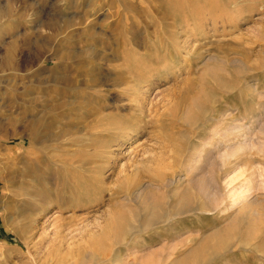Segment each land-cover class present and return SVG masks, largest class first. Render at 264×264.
<instances>
[{"label":"rangeland","instance_id":"374dc122","mask_svg":"<svg viewBox=\"0 0 264 264\" xmlns=\"http://www.w3.org/2000/svg\"><path fill=\"white\" fill-rule=\"evenodd\" d=\"M128 38L137 55L109 51ZM96 47L110 57L89 59ZM136 60L152 123L106 147L99 119L137 112L133 91L84 83ZM194 93L186 124L177 101ZM96 101L106 107L92 115L84 105ZM200 179L207 197L175 214ZM114 202L134 230L96 249ZM0 264H264V0H0Z\"/></svg>","mask_w":264,"mask_h":264},{"label":"bare ground","instance_id":"6f19581e","mask_svg":"<svg viewBox=\"0 0 264 264\" xmlns=\"http://www.w3.org/2000/svg\"><path fill=\"white\" fill-rule=\"evenodd\" d=\"M178 9V8H177ZM210 20V19H209ZM211 22L213 21V20H210ZM69 24V23H68ZM122 34V33H121ZM121 37V36H120ZM142 40V39H141ZM125 41V40H124ZM123 41V42H124ZM126 42H127V40H126ZM126 42H124L123 44L125 45V44H128V48H123L122 46L123 45H121V47H118V45H116L114 48H111V49H109V51L111 52V53H119V54H122V56H123V53H124V56L123 57H126L127 59H130L131 58V56H134V55H137L138 54V50L136 49V48H138L139 47V44L140 43H138V40L137 39H130V38H128V43H126ZM10 45H14L13 43L12 44H10ZM9 45V46H10ZM120 45V44H119ZM135 46V47H132V46ZM142 45V44H141ZM15 46V45H14ZM95 48V47H94ZM122 48V49H121ZM141 48V47H140ZM39 49V48H38ZM121 50V51H120ZM125 50V51H124ZM101 50L100 49H98L97 47H96V49H93V50H88L87 51V57L90 59L91 58V60H92V57H97V58H99L100 60L102 59V60H107L108 59V57H110L109 55H107L106 53H107V51H106V53H103V52H100ZM72 52V51H71ZM71 52H69L70 54H68V56H66L67 58H66V60H71V59H74L75 57H78V56H75L74 54H72ZM68 53V52H67ZM39 56H40V54H39ZM14 51H13V48L12 47H9L8 49H7V51L5 52V54H4V57H3V59H2V63L3 64H5L6 65V67L8 66H10V64L12 63V61L14 60ZM82 57H84V56H82ZM79 58V57H78ZM93 58V59H94ZM13 59V60H12ZM34 60V59H33ZM38 60V59H37ZM142 60V59H141ZM137 61V62H136ZM135 62H136V64L135 65H133L129 70L126 68V67H128V66H125V68L124 67H122V68H120L119 66L118 67H114V69L112 70V68L110 69V70H106V69H104L102 72H99V70H98V72L97 71H95V72H97L96 74H94L93 75V77L92 78H90L87 82H85L84 83V85L85 84H87L88 86H93V85H97V84H102V85H105L106 83H112V85L114 86H122L123 88H124V90L126 91V92H128V91H133V96H132V98H131V101L133 100L134 102L133 103H135L137 106L136 107H138V111H139V113H137L136 112V110H134V109H132V107H129V108H125L126 110H125V114H119L118 113V111L120 112V108H122V107H120V108H115L114 110L115 111H113V113L112 114H107V115H109V117H105V116H102V118L101 119H99V122L100 123H102V124H100V125H102L101 127L103 128V130H100L99 131V133L98 134H101V135H103L104 136V134H105V136L106 135H108V136H110L109 137V142L108 141H106V142H108V144H104L106 147L109 145H111L112 143L113 144H115V145H118V146H121L122 144H124L125 142H128L129 140H131L133 137H135V136H137V135H140L141 137L145 134V133H148V130H146V128L148 127L147 125V127H145V124H150V123H152V121L151 120H146V121H144V118L146 117V110H145V108H144V105H143V102H142V100L144 99L143 98V96H141L140 95V86L142 85V83H147V84H151L152 83V81L151 80H148V79H146V74H145V72H144V70L146 69V68H144V70L142 69V68H140V66L139 65H141L142 66V61H140V60H136ZM141 63H140V62ZM14 62V61H13ZM89 62V61H88ZM156 63V62H155ZM150 64H151V62H150ZM127 65V64H126ZM130 67V66H129ZM146 67V66H145ZM98 69V68H97ZM174 69V68H173ZM102 70V69H101ZM147 70V69H146ZM148 70H149V73H148V76H147V78H150V77H159L158 76V74H157V76H155L154 75V71L151 69V67H148ZM150 70H151V74H150ZM210 71V70H209ZM175 72V71H174ZM101 73L102 74H104L103 76H101ZM172 73H173V71H172ZM208 73V72H207ZM117 74V75H116ZM129 74H132L133 76H130ZM135 74V75H134ZM160 76H161V74H160ZM66 77V76H65ZM135 77V78H134ZM65 79V78H64ZM147 81V82H146ZM64 86H66V88L69 86V87H71L72 85H73V80H72V78L70 79L69 77H67V79H65V81L62 83ZM110 85V84H109ZM67 90V89H66ZM173 92V91H172ZM202 92V91H201ZM128 94H130V93H128ZM141 94H143L142 92H141ZM201 95V93H194V94H192V95H189V94H187L185 97H181V98H179V101H177V104L178 103H182V102H184L185 104H186V106H183V107H185V113H184V116H183V121L186 123V124H188V122H187V118H189L190 117V115L192 114V110L194 109V108H198L199 109V106H198V100H199V96ZM172 95V94H171ZM173 96H174V94H173ZM172 96V97H173ZM89 97V96H88ZM89 100V99H88ZM91 100H92V98H91ZM90 100V101H91ZM130 101V100H129ZM175 104V103H174ZM184 105V104H183ZM86 108H87V110L86 111H89L90 110V114H94L95 112H97V109H101V108H104V106H105V103L102 101V103H100V102H98V101H96V107H92L91 106V104H87V105H84ZM90 106H91V109H90ZM131 106V105H130ZM178 106H180V104L178 105ZM106 107V106H105ZM155 107V106H154ZM153 107V108H154ZM158 107H160L159 105H158ZM175 107H177V106H175ZM174 107V108H175ZM135 108V107H134ZM171 108H172V106H171ZM171 108H169V109H171ZM151 108H149V110H150ZM157 109V107H155V109H152V110H154L153 111V113L154 112H157L158 111V109ZM161 109V108H160ZM175 109H177V108H175ZM124 110V109H123ZM148 110V109H147ZM146 111V112H145ZM169 111H171V110H169ZM175 111H177V110H175ZM159 112V111H158ZM182 112V111H181ZM172 113H174V110H172L171 111V114ZM157 113H155V115H156ZM161 114V113H160ZM175 114V113H174ZM174 114H172L171 116H169V117H171V122H173L172 121V117H173V115ZM177 114V113H176ZM152 115V114H151ZM151 115H149V117L151 116ZM170 115V114H169ZM160 116V115H159ZM176 117V116H175ZM143 119V120H142ZM150 119V118H149ZM178 119V118H177ZM176 124V121L175 122H173V124ZM181 123H183L182 122V120H181ZM37 124H38V122H37ZM174 124V125H175ZM161 125V124H160ZM172 124L170 123V126H171ZM173 125V126H174ZM152 126H153V124H152ZM151 126V127H152ZM100 127V128H101ZM151 127H149V128H151ZM172 127V126H171ZM155 128V127H154ZM156 129V128H155ZM153 130V129H152ZM170 131V130H169ZM150 132H151V129H150ZM66 133H68V132H66ZM152 133H154V132H152ZM35 134H37V130H36V132L34 131V133H33V135H32V137H31V139H30V141H31V143H34V141L36 142V135ZM102 136V137H103ZM101 137V136H100ZM138 137V136H137ZM30 138V137H29ZM140 138V137H139ZM135 139V138H134ZM138 139V138H137ZM30 143V142H29ZM104 146V147H105ZM161 147V146H160ZM160 154V153H159ZM106 156V155H105ZM221 157L222 156H220V159H221ZM228 157H229V155H228ZM145 159V158H144ZM147 159V158H146ZM145 159V160H146ZM150 159V158H149ZM103 160V159H102ZM106 160V159H105ZM135 161H136V159H135ZM221 161V160H220ZM134 162V161H133ZM141 162V161H140ZM223 162V161H222ZM107 163V161H105V164ZM137 163V162H136ZM141 163H144V162H141ZM70 164V163H69ZM135 164V163H134ZM138 164H139V162H138ZM137 164V165H138ZM103 165H104V163H103ZM108 165V164H107ZM107 165H104V166H107ZM134 167V166H133ZM104 167H102V164H101V166H99V169H98V171L100 170L101 171V169H103ZM129 168V167H128ZM106 169V168H105ZM134 169H135V167H134ZM133 169V170H134ZM170 169V168H169ZM107 170V169H106ZM136 170V169H135ZM165 170V169H164ZM137 171H138V169H137ZM162 171V170H161ZM132 173H133V171H131ZM130 172V173H131ZM162 173V172H161ZM154 174V176L157 178V180L160 182V184H162V182L164 183V173H162V174H160V171H156V172H154L153 173ZM172 174V173H171ZM127 175V174H126ZM125 175V176H126ZM131 175V174H130ZM134 175V174H133ZM139 175V174H138ZM138 175H135V176H138ZM167 175V174H166ZM140 176V175H139ZM152 176V175H151ZM154 176H152V178L154 177ZM168 176H170V175H168ZM124 177V176H123ZM140 177H142V176H140ZM149 178V177H148ZM155 178V179H156ZM128 180L129 179H131V178H127ZM126 179V180H127ZM134 179H136V178H134ZM138 179V178H137ZM139 180V179H138ZM173 180V179H172ZM131 181V180H130ZM129 181V182H130ZM153 181V180H152ZM166 182H165V184H163L164 186H162L163 187V189H164V187H169V186H171L173 183H171V182H169V181H167V180H165ZM132 184V183H131ZM152 184H154V183H152ZM158 184V183H157ZM189 184V183H188ZM70 185V184H69ZM191 185V184H190ZM68 186V184H66V187ZM137 186H139V184L137 185ZM154 186V185H153ZM158 186V185H157ZM174 186V185H173ZM176 186V185H175ZM189 186V185H188ZM75 187V186H74ZM159 187V186H158ZM77 188V187H76ZM160 189H162L161 187H159ZM167 188H165V189H167ZM178 188V187H177ZM176 188V189H177ZM67 189L68 190H71L72 191V188H71V185H70V187H67ZM133 188H131L130 190H132ZM135 189V188H134ZM156 190H157V188H155ZM164 189V190H165ZM170 189H171V187H170ZM179 189V188H178ZM177 189V190H178ZM74 190V189H73ZM159 190V189H158ZM157 190V191H158ZM163 190V191H164ZM173 190H175V189H173ZM70 191V192H71ZM135 190H133V193L131 194V195H134V197L136 198V199H138L140 196H141V194H142V192H143V189H139L138 191H135ZM149 191V190H148ZM156 191V192H157ZM162 190H161V192H163ZM169 191H172V190H169ZM168 191V192H169ZM153 193V191L152 192H146L147 193V195L145 196L146 198H145V203L144 204H147V206L148 205H150L149 207H152V212H153V214L151 215V224H156L157 222H158V218H160V208L162 209V204L160 203V204H158L157 202H155L154 201V199H153V197H152V195L153 194H157V193ZM159 192V191H158ZM161 192H159V194L161 193ZM165 193H166V191H164ZM163 192V193H164ZM173 192V191H172ZM164 193V194H165ZM207 187H206V183H205V180L204 179H200V181H198V182H196L194 185H193V187L192 188H185V189H183V191L180 193V195H179V197H181V200H182V203L180 204V205H178L179 206V208H177V210H175V214H179V213H182V212H187L188 210H190V207H192V206H190V203H191V201L193 202V200L195 201V202H197L198 204H202V202H203V200L207 197ZM162 194V193H161ZM166 195V194H165ZM168 195V194H167ZM174 193H171V192H169V197L170 198H172V197H174ZM130 196V195H129ZM176 197V196H175ZM241 197V196H240ZM169 199V198H168ZM116 200V199H115ZM170 200V199H169ZM172 202V201H171ZM72 203V202H71ZM115 203V202H114ZM212 203V202H211ZM117 204H119V205H117L116 206V203H115V208H113V209H111L110 211H109V213H107V215H106V217H105V221H106V224L101 228V232L99 233V235L101 234V237L99 238V239H97L95 242H94V244H95V248L97 249V248H101L102 246H104L106 243H107V241L109 240V238L111 237L112 239H113V241H114V243H119V241H120V239H121V237L123 238V236H125V235H127V234H130V232H132L133 230H134V228H131L130 226H127L126 227V225H127V222L125 221V219H124V214H122V212H121V209H122V205L118 202ZM163 204L165 205V203L163 202ZM170 204V203H169ZM213 204V203H212ZM167 205V204H166ZM236 205V204H235ZM168 206V205H167ZM202 206V205H201ZM247 206V205H246ZM149 207H147V208H149ZM110 208V207H109ZM121 208V209H120ZM150 209V208H149ZM120 210V211H119ZM207 210V209H206ZM164 212V211H163ZM262 212V211H261ZM104 217V216H103ZM171 217V216H170ZM170 219V218H169ZM183 220V219H182ZM185 221V220H184ZM236 221V220H235ZM105 223V222H104ZM123 223H124V225H125V227H123ZM144 225V224H143ZM145 226V225H144ZM147 227V226H146ZM131 228V229H130ZM139 229V228H138ZM137 229V230H138ZM99 230V229H98ZM170 233H171V231H170ZM165 234H167V233H165ZM228 235V234H227ZM149 236V235H148ZM249 237V236H248ZM98 238V237H97ZM93 244V245H94ZM113 244V243H112ZM221 244V243H220ZM91 245V244H90ZM110 245V244H109ZM217 246H219V244L217 245ZM215 246H213V248H214ZM210 248V247H209ZM211 249V248H210ZM208 250V249H207ZM212 250V249H211ZM209 252V251H208ZM201 254V253H200ZM192 255V254H191ZM197 255V254H196ZM211 255V254H210ZM216 256V255H215ZM207 257V256H206ZM200 258V257H199ZM193 259V258H192ZM188 260V259H187ZM199 261V260H198Z\"/></svg>","mask_w":264,"mask_h":264}]
</instances>
